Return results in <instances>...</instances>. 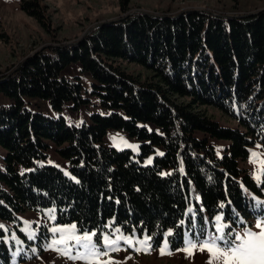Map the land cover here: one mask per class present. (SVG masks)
Wrapping results in <instances>:
<instances>
[{
    "label": "trees",
    "instance_id": "16d2710c",
    "mask_svg": "<svg viewBox=\"0 0 264 264\" xmlns=\"http://www.w3.org/2000/svg\"><path fill=\"white\" fill-rule=\"evenodd\" d=\"M21 7L50 30L40 0H24ZM74 62L92 77L91 94L107 114L72 125L26 107L25 98L47 100L57 111L66 102L73 109L86 104L79 78L60 76ZM123 63L147 74L129 73ZM15 68L0 77V93L12 101L0 104V147L6 150L0 220L54 207L57 223L99 236L108 223L125 233L146 232L153 247L169 230L173 250L185 231L193 238L201 228L205 234L201 208L210 218L221 211L232 220L254 214L242 186L260 191L239 161L250 146L264 147V12L222 18L194 10L162 17L135 13L98 26L76 44L26 56ZM211 106L236 127L221 126L207 111ZM110 128L141 141L139 153L103 145ZM207 136L227 140L226 153L216 155ZM47 141L68 160L75 180L55 166L38 165ZM157 147L164 153L143 165ZM191 188L200 199L194 202L196 221L186 215ZM0 256L8 262L3 243Z\"/></svg>",
    "mask_w": 264,
    "mask_h": 264
},
{
    "label": "rangeland",
    "instance_id": "374dc122",
    "mask_svg": "<svg viewBox=\"0 0 264 264\" xmlns=\"http://www.w3.org/2000/svg\"><path fill=\"white\" fill-rule=\"evenodd\" d=\"M24 0H0V77L7 72L12 71L17 65L21 64L26 56L33 55L36 52L50 46L71 45L79 42L92 30L95 25L104 22L121 20L128 15L147 12L157 15L173 16L184 11H202L215 16H248L258 12H264V0H40L43 6L46 19L51 24L47 31L33 18L28 16L23 9ZM26 1V0H25ZM144 14V13H143ZM102 24V25H103ZM98 28V27H97ZM90 30V31H89ZM89 31L88 33H86ZM86 33V35H85ZM76 44V43H74ZM53 55L49 49L47 50ZM129 73L141 74L144 77L147 72L145 69L135 64L123 63ZM16 69V68H15ZM60 76L69 80L76 77L82 85L81 96L87 100L77 109H73L72 102L63 104L60 110H54L50 107L47 100L25 98L26 107L34 111H40L49 118H58L62 116L68 124L79 125L84 121H89V116L93 113L107 114L100 105L97 95L91 94L92 77L89 73L81 70L79 62H74L66 66L60 72ZM12 101L7 96L0 93V104H10ZM207 111L213 119L219 122L221 126L234 128L236 122L225 117L216 108L207 107ZM148 129L153 126L144 124ZM199 137L202 134H198ZM208 141L215 148L216 155L221 156L226 153V147L229 142L223 139H217L207 136ZM46 158L38 161V165H51L59 168L67 177L75 178L71 175L68 166V160L62 158L57 152V146L47 141ZM103 145L115 150L128 149L134 154H138L141 141L135 137H130L123 129H107L103 137ZM255 152L256 163H252V153ZM6 150L0 147V170L4 169V155ZM164 150L160 147L155 149L154 153L148 154L143 158L142 164L148 165L153 162L156 155H162ZM264 147L259 143L249 147V154L246 159L239 161V166L247 169L248 174L256 182L259 192H255L246 186H242L244 195L248 198L249 207L254 214L249 219L237 216L234 220L227 219L230 226H239L232 224L237 218L243 220L246 224L254 225L256 218L264 215ZM182 167V165H180ZM260 179L257 180L256 176ZM199 202V195L191 188L189 203L186 207V215H191L196 221L198 213L195 212L194 202ZM54 207H48L40 210H26L16 215V221L0 220V243L7 248L8 262H4L0 256V264H84L83 261H74L61 254L60 251L50 249L49 244L54 238L59 237V233H52L53 227H65L75 223L60 224L56 222V212ZM191 209V211H189ZM203 221H205V239L214 232L211 223L206 221L213 220L216 215L225 216L224 212H218L213 217H209L201 208ZM53 216L55 219H53ZM109 221H113L110 219ZM106 230L100 233L101 242L105 235L109 239H114L118 235L131 237L133 243L131 246L124 243L123 240L118 243V251H111L109 256L101 257L102 261L111 259L116 264H207L210 254L199 248H192L190 251L183 249L188 247L185 243V234L183 244L176 249H171L168 244L167 253L161 255L159 249L164 246L167 239L166 231L164 239L157 247H153L150 239L146 244L138 243L145 240L146 232L139 235L137 233H125L119 227L106 225ZM119 230V231H117ZM187 239L195 243L191 236L192 232L185 231ZM168 240V239H167ZM56 247H62L58 245ZM136 249H140L137 251ZM215 264V262H214Z\"/></svg>",
    "mask_w": 264,
    "mask_h": 264
},
{
    "label": "snow or ice",
    "instance_id": "6c2138e0",
    "mask_svg": "<svg viewBox=\"0 0 264 264\" xmlns=\"http://www.w3.org/2000/svg\"><path fill=\"white\" fill-rule=\"evenodd\" d=\"M255 152L252 153V163H256ZM264 165V161H261ZM259 180L260 176L257 175ZM221 208L224 205L220 206ZM191 211V209H189ZM53 219L55 217L53 216ZM212 224L214 232L205 239L203 228H201L199 236L194 237L195 243L187 239L185 233L184 243L188 246L184 251H190L192 248H199L201 251H207L210 258L207 264H264V215L256 218L255 229L253 225L246 224L243 220L237 218L233 223L239 226H230L227 218L223 215H216L213 220L206 221ZM195 227V223L193 224ZM119 231V230H117ZM52 233H59L58 238H54L52 243L48 245L50 249L60 251L62 255L74 261H83L84 264H116L111 259L102 261L100 258L109 256L111 251H118V243L123 240L129 246L132 245L131 237L118 235L114 239H109L108 235L103 237L101 242L98 232L90 229L79 228L77 224H71L65 227H53ZM168 236L172 232L167 233ZM151 237L138 243L146 244ZM169 241L165 239L164 246L159 249L160 254L167 253ZM61 245L62 247H56ZM139 251L140 249H136Z\"/></svg>",
    "mask_w": 264,
    "mask_h": 264
},
{
    "label": "water",
    "instance_id": "95a60500",
    "mask_svg": "<svg viewBox=\"0 0 264 264\" xmlns=\"http://www.w3.org/2000/svg\"><path fill=\"white\" fill-rule=\"evenodd\" d=\"M143 13L146 14V15H149V16H154L153 14H150V13H147V12H143ZM157 16H161V17H162V16H164V15H157ZM244 16H246V15H244ZM103 23H104V22L95 25L94 28H97L98 26H101ZM89 31H90V30H89ZM89 31H87L86 33H88ZM86 33H85V35H86ZM74 43H77V42H74ZM74 43H73V44H74Z\"/></svg>",
    "mask_w": 264,
    "mask_h": 264
}]
</instances>
